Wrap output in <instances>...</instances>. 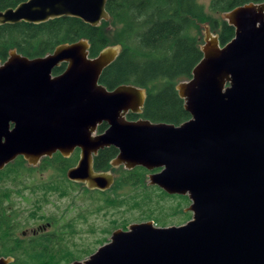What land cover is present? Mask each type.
I'll use <instances>...</instances> for the list:
<instances>
[{
	"label": "water",
	"instance_id": "water-1",
	"mask_svg": "<svg viewBox=\"0 0 264 264\" xmlns=\"http://www.w3.org/2000/svg\"><path fill=\"white\" fill-rule=\"evenodd\" d=\"M107 1L26 0L0 11V26L66 17L97 28L110 19ZM221 19L234 36L220 46L204 28L200 61L175 85L189 115L178 126L125 119L142 113L146 93L100 84L119 45L95 57L87 39L34 59L11 50L0 64V171L18 157L36 167L43 157L68 158L79 149L66 178L105 191L114 177L95 171L93 157L113 147L111 168L141 167L150 172L149 186L190 201L185 224L132 223L69 264H264V0L222 12ZM60 64L64 71L53 77ZM103 123L107 128L95 135ZM12 261L0 256V264Z\"/></svg>",
	"mask_w": 264,
	"mask_h": 264
},
{
	"label": "trees",
	"instance_id": "trees-1",
	"mask_svg": "<svg viewBox=\"0 0 264 264\" xmlns=\"http://www.w3.org/2000/svg\"><path fill=\"white\" fill-rule=\"evenodd\" d=\"M23 1L26 0H0V11L15 7ZM262 1L211 0L210 11L222 13L249 2ZM105 9L112 21L120 25L121 30L116 35V42L121 45L122 50L103 70L99 79L100 84L108 90L121 84L146 89L148 95L141 118L153 123L163 122L175 126L187 121L189 115L183 108V101L178 97L175 85L181 79L190 78L191 70L202 57L197 39L189 34L196 21L203 17V8L198 0H108ZM213 25L218 29L216 21ZM233 36V28L221 21L218 30L219 44L224 46ZM79 39L88 40L90 57L96 56L108 46L100 27H91L74 18L63 17L39 25L26 23L2 25L0 60L7 57L10 49H16L30 58L41 57L50 53L59 44L76 42ZM60 71L59 67L54 73ZM135 118V115L129 116V119ZM105 127L106 125L100 126L99 131H103ZM115 154L116 150L113 148L101 151L94 161L95 169L108 168V161ZM74 162L75 157L68 162L59 157L45 160L40 167L44 168L43 170L52 169L57 172L58 178L49 179L34 187H28L20 182L23 189H30L31 196H35L34 200L28 198V202H33L31 210L27 211L28 219H43L37 211L41 210L42 204L47 202V197L51 193L66 198L70 189L74 191L76 188L88 194L90 199L102 200L105 209L120 208L126 204L124 198L117 200L119 198L117 196L111 198L107 193L89 191L78 184L68 182L65 179V170ZM23 163L24 161L19 158L0 171V256L12 258L10 264H69L77 261L74 253L63 246L64 234L61 232H38L28 237L17 235V232L24 228V223L12 213L10 200L12 190H2L1 187L20 181L19 171L23 168ZM17 165L21 167L15 169L14 166ZM146 172L141 168L124 172L116 180L111 191L124 189L131 193L127 195L130 199H136L138 196L150 199V194L156 193V189L147 187ZM15 193H20V189ZM158 196L160 200H164L165 197L179 199L181 202L187 201L184 196H170L162 191ZM135 207L140 209L138 204ZM180 214L186 216L185 213ZM46 221L52 223L48 219Z\"/></svg>",
	"mask_w": 264,
	"mask_h": 264
},
{
	"label": "rangeland",
	"instance_id": "rangeland-1",
	"mask_svg": "<svg viewBox=\"0 0 264 264\" xmlns=\"http://www.w3.org/2000/svg\"><path fill=\"white\" fill-rule=\"evenodd\" d=\"M210 1L198 0V3L203 8V17L200 21H196L195 27H192L189 31V34L197 39L199 46L203 43L202 33L204 28L206 26L209 27L211 33L217 35L219 29L214 28L213 22L216 21L220 24L222 21L221 13L210 11ZM100 28L108 41V46H121L116 42V35L121 30L120 25L109 19L101 22ZM26 166L24 163L23 168L19 171V175L21 174L19 182L16 181L15 184L7 183L8 185L1 187L2 190H12L10 198L12 213L16 214L18 220L24 223V228H21L17 235H21V231H30L37 226L50 224L51 222L48 223L46 221L48 219L52 223L51 227L48 230L46 229V232H61L64 234L63 246L74 253L77 261L88 258L100 246L107 243L110 235L116 229H126L132 223L147 221H152L157 227L180 226L192 217L190 212L184 211L190 205L187 197L185 202L165 197H163L164 200H160L158 194L162 190L158 191L160 190L159 188L149 186L146 182L147 187L156 189V193L149 196L151 200L142 196L130 199L127 195L131 193L124 189L115 192L111 191L107 193L111 198L117 196L119 197L117 200L121 198L126 200V204H123L120 208L112 209H105L102 200L95 201L97 199H90L88 194H84L77 188L74 191L70 189L66 198H60L58 194L51 193L47 197V202L42 204L41 210L37 211L43 216V219L39 220V218H36L31 220L26 217L27 211L31 210L33 203L32 201L28 202V198L34 200L35 196H31L29 193L30 189H23L22 183L28 187L38 186L49 179L55 180L58 178V173L52 169L43 170L44 168L40 166L35 169H29ZM20 167L18 165L14 166L15 169ZM123 174V172H113L115 178H119ZM17 189H20V193H15ZM101 198H104V196H101ZM136 204H138L140 209L135 207ZM7 205L9 206V202H7ZM180 210L186 216H182L181 212L179 213ZM68 225L69 228H67Z\"/></svg>",
	"mask_w": 264,
	"mask_h": 264
},
{
	"label": "flooded vegetation",
	"instance_id": "flooded-vegetation-1",
	"mask_svg": "<svg viewBox=\"0 0 264 264\" xmlns=\"http://www.w3.org/2000/svg\"><path fill=\"white\" fill-rule=\"evenodd\" d=\"M110 19H111V17H110ZM112 20V19H111ZM223 21V20H222ZM218 29H220V24L218 23ZM100 27V26H99ZM217 35H218V33H217ZM80 40V39H79ZM72 43V42H71ZM89 43V42H88ZM63 44H65V43H63ZM59 45H61V44H59ZM90 45V44H89ZM58 46V45H57ZM56 46V47H57ZM221 46V45H220ZM11 50H14L18 55H20V56H22V57H26V58H28V59H34V58H38V57H34V58H30L29 56H26V55H24V54H22V53H19L16 49H10L8 52H7V57L4 59V60H0V64H3L6 60H7V58L9 57V52L11 51ZM54 50V49H53ZM52 50V51H53ZM121 50H122V47H121ZM51 51V52H52ZM50 52V53H51ZM121 52V51H120ZM49 54V53H48ZM46 55V54H45ZM44 55V56H45ZM41 57H43V56H41ZM95 57V56H94ZM61 68V71L59 72V73H54V70L55 69H57V68ZM57 68H55L53 71H52V76L54 77V76H58V75H60L63 71H64V69H65V64H60ZM183 80H186V79H183ZM181 81V80H180ZM179 82V81H178ZM131 85V84H130ZM135 86V85H134ZM107 89V88H106ZM144 89V88H143ZM108 90V89H107ZM112 90V89H111ZM145 93H146V98H147V90L145 89ZM146 100V99H145ZM145 103V102H144ZM142 110H143V108H142ZM142 114V113H141ZM141 114H139V115H135V114H132V113H127L126 115H125V119L126 120H128V121H134V120H137V119H140L141 117H140V115ZM130 115H135L136 116V118L135 119H129V116ZM141 119H144V118H141ZM102 125H106V124H101V125H99L98 127H97V130H96V132H95V135H98V134H101V133H103L104 131H105V129L107 128V126L105 127V129L103 130V131H99V127L100 126H102ZM109 148H113V147H108V148H104V149H101V150H99L98 151V153H97V155L96 156H94L93 157V168H94V170L95 171H99V172H106V171H109L112 175H113V172L114 171H117V172H128V171H132V170H134V169H137V168H141V167H135V168H133V169H131V170H127V169H125L124 167H122V166H119L118 168H115V169H113V168H111V166H110V162H111V160L112 159H114L115 157H116V155H117V150L115 149V148H113V149H115L116 150V154H115V156L112 158V159H110L109 161H108V168H106V169H100V170H96L95 169V167H94V161H95V159H96V157H98V155H99V153L101 152V151H103V150H105V149H109ZM79 154H80V151H79V149H75L73 152H72V154L68 157V158H64L62 155H60V153L59 152H56V153H54V154H52V156L51 157H43L41 160H40V162H39V164L36 166V167H38V166H41L42 165V163H44V161L45 160H51V159H53V158H61L62 160H65V161H70V160H73L74 159V157H75V162L73 163V165L72 166H70V167H68L66 170H65V179L68 181V182H70L67 178H66V171L69 169V168H71V167H73V166H75L76 165V163H77V161H78V159H79ZM19 158H21V157H18L17 159H19ZM16 159V160H17ZM22 159V158H21ZM16 160H14L13 162H15ZM23 160V159H22ZM24 161V160H23ZM13 162H11V163H9L8 165H10V164H12ZM24 163H25V165H27L28 167H29V169L30 168H32V169H35L36 167H32V166H29L28 164H27V162L26 161H24ZM23 163V164H24ZM8 165H6L5 166V168L8 166ZM26 166V167H27ZM4 168V169H5ZM4 169H2L1 171H3ZM141 169H143V168H141ZM145 170V169H144ZM147 171V170H146ZM154 172H157V170L156 171H154ZM153 173V172H152ZM150 174V172H146V174H145V180H147V176ZM113 177H114V175H113ZM118 178L116 177H114V181H113V184L111 185V187L109 188V189H107V190H105V191H99V190H89V191H98V192H102V193H108V192H111V189H112V187L114 186V184H115V182H116V180H117ZM147 182V181H146ZM71 183H74V182H71ZM74 184H77V183H74ZM78 185H80V186H82V187H84L83 185H81V184H78ZM148 185V184H147ZM153 187H155V186H153ZM85 188V187H84ZM186 197V196H185ZM48 228H50V224H46V225H40V226H37L35 229H32V230H30V231H27V230H24V231H22L21 232V236L22 237H28L29 235H36L38 232H46L47 230H48ZM47 229V230H46Z\"/></svg>",
	"mask_w": 264,
	"mask_h": 264
}]
</instances>
